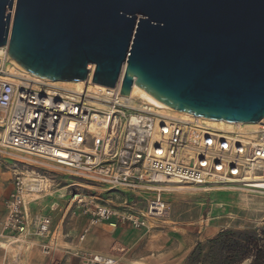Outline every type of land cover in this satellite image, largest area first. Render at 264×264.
<instances>
[{"label": "built area", "instance_id": "obj_1", "mask_svg": "<svg viewBox=\"0 0 264 264\" xmlns=\"http://www.w3.org/2000/svg\"><path fill=\"white\" fill-rule=\"evenodd\" d=\"M7 48L0 49V161L19 152L68 169L79 181L72 184L71 201L87 205L92 219L147 227L166 219L168 192L231 186L264 193V118L220 126L123 95L125 62L113 87L93 82L97 64L91 62L81 89L62 88L12 72L17 65ZM13 187L3 232L14 240L28 233L48 236L53 218L30 208L45 192L44 181L17 171ZM99 187L116 197L93 190ZM82 264L118 261L85 252Z\"/></svg>", "mask_w": 264, "mask_h": 264}, {"label": "water", "instance_id": "obj_2", "mask_svg": "<svg viewBox=\"0 0 264 264\" xmlns=\"http://www.w3.org/2000/svg\"><path fill=\"white\" fill-rule=\"evenodd\" d=\"M15 12L12 16V10ZM28 73L113 87L135 83L208 119L264 118V0H0V47Z\"/></svg>", "mask_w": 264, "mask_h": 264}, {"label": "rangeland", "instance_id": "obj_3", "mask_svg": "<svg viewBox=\"0 0 264 264\" xmlns=\"http://www.w3.org/2000/svg\"><path fill=\"white\" fill-rule=\"evenodd\" d=\"M16 66H14V70ZM62 88H74L73 85L55 84ZM15 159V160H14ZM17 171H24L27 175H34L44 181L45 192L40 193L34 201H40L45 210L50 211V217L56 219L51 223L52 231L60 234L57 244L52 247L64 246V242H73L80 245L85 240L86 233L91 229L105 227V231L126 228L125 236L130 240L138 239L146 235V240L152 243L153 252L167 251V255L181 256L185 264H203L191 261V255L197 248L199 242H206L214 238L220 231L225 229L264 228V193L256 191H244L235 187L215 188L210 191L185 189L180 192L165 193L164 199L168 202L167 216L165 220L150 222L147 227H137L131 222L121 220L100 221L92 219L86 212L87 205L72 203L71 197L76 186L73 183L79 181L68 169H60L55 163L47 160L30 158L22 153H14V157H3L0 161V230L3 229L7 215L6 199L13 191L14 175ZM104 187L94 188V191L104 190ZM106 190V189H105ZM92 191V192H94ZM112 191L106 190L105 197H116ZM129 195V193H123ZM119 197H122L121 194ZM33 201V202H34ZM60 219H63L60 221ZM219 229L220 231L205 238L209 230ZM68 230L77 231V237H65L63 232ZM10 236V233H8ZM189 235L194 242L192 248H188ZM58 236V235H56ZM55 236V237H56ZM12 240L13 237H11ZM96 240H94L95 242ZM106 242V237H101V242ZM187 243V244H186ZM22 243L10 244L0 240V261L6 251L16 249ZM163 245L161 250L159 247ZM77 246V247H78ZM65 254H61V260L70 257L75 264H82V255L85 252L97 253L91 250H80V248H68ZM209 249H205L207 254ZM60 257V256H59ZM53 259L52 264H63V261ZM118 261V260H117Z\"/></svg>", "mask_w": 264, "mask_h": 264}, {"label": "crops", "instance_id": "obj_4", "mask_svg": "<svg viewBox=\"0 0 264 264\" xmlns=\"http://www.w3.org/2000/svg\"><path fill=\"white\" fill-rule=\"evenodd\" d=\"M41 205L40 201H34L30 208L32 213H42L50 216V211L45 210L44 205ZM53 222L56 220L52 216ZM63 219H60V221ZM219 229H213L207 231L205 238H210L215 236ZM126 228L118 227L117 229H112L105 231V227L91 229L90 232L86 233L85 240L81 241L80 245H74L73 242H64V246L52 247V243L57 244V240L60 234L58 231H52L46 237L28 234H21L17 240H12L11 236L0 230V240L9 242L10 244H16L21 242L22 244L17 246L12 250L6 251L0 261V264H52L53 259L61 260V254L68 252V248H80V250H91L97 253H103L111 255L118 260V264H185L184 258L181 256H170L167 255V251H160L159 253L153 252L152 243L146 240L145 236H140L138 239L130 240L125 236ZM66 237H77V231L68 230L63 232ZM58 235V236H56ZM56 236V237H55ZM62 237V236H61ZM60 237V238H61ZM101 237H106V242H101ZM188 244L186 245V251H189L191 244L194 239L189 235ZM94 240H96L94 242ZM58 245V244H57ZM78 246V247H77ZM163 245L159 248L162 250ZM189 248V249H188ZM60 256V257H59ZM63 261V260H61ZM63 264H75L70 261V257L63 261Z\"/></svg>", "mask_w": 264, "mask_h": 264}, {"label": "trees", "instance_id": "obj_5", "mask_svg": "<svg viewBox=\"0 0 264 264\" xmlns=\"http://www.w3.org/2000/svg\"><path fill=\"white\" fill-rule=\"evenodd\" d=\"M190 259L203 264H264V228L222 230L199 242Z\"/></svg>", "mask_w": 264, "mask_h": 264}, {"label": "bare ground", "instance_id": "obj_6", "mask_svg": "<svg viewBox=\"0 0 264 264\" xmlns=\"http://www.w3.org/2000/svg\"><path fill=\"white\" fill-rule=\"evenodd\" d=\"M14 7V6H13ZM14 12H15V7L13 8V10H12V16H13V14H14ZM7 46H4V48H6ZM0 49H1V47H0ZM8 49V48H7ZM12 61V60H11ZM13 62V61H12ZM13 64H14V62H13ZM15 65V64H14ZM17 65V64H16ZM18 66V65H17ZM17 66H16V69L15 70H13L12 72H16V73H18L17 71H21V72H23V71H25V70H22L21 69V67H20V69L19 68H17ZM25 73H26V71H25ZM28 73V72H27ZM27 73H26V75H27ZM33 77H35V78H37V79H39V77H37V76H33ZM43 80V79H42ZM48 82H50V83H53V84H62V85H73L76 89H81V86H82V81L80 80V81H64V82H62V81H51V80H48ZM70 88V87H69ZM131 95L133 96V95H137L138 97H140L142 100H144V101H147V102H150V103H152V104H154V105H156V106H158L159 108H170L168 105H166V104H161V103H159L158 101H156V100H154V99H152V98H150V97H148L147 95H145L137 86H135V84L133 85V88H132V92H131ZM216 124V125H220V126H223V125H225L226 124V121H224V120H216V119H213L212 121H211V124Z\"/></svg>", "mask_w": 264, "mask_h": 264}]
</instances>
